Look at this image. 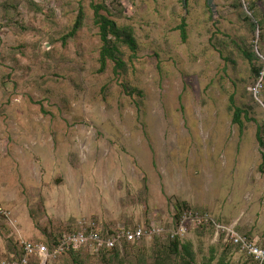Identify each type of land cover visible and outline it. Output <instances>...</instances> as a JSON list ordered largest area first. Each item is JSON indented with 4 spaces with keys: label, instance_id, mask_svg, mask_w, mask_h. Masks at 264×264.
Returning <instances> with one entry per match:
<instances>
[{
    "label": "rangeland",
    "instance_id": "obj_1",
    "mask_svg": "<svg viewBox=\"0 0 264 264\" xmlns=\"http://www.w3.org/2000/svg\"><path fill=\"white\" fill-rule=\"evenodd\" d=\"M99 1L0 0V206L10 213L0 216V249L10 239L43 242L38 226L49 219H94L112 229L162 230L129 247L134 263L151 262L160 244L177 239L179 249L190 245L195 264L222 256L255 264L215 225L241 229L264 247L255 139L264 128V0H104L138 44L131 63L123 49L127 68L117 75L112 63L98 73L90 4ZM79 7L82 27L63 45ZM249 19L261 26L251 30ZM233 41L258 53L259 77ZM231 95L251 107L254 119L241 129L232 123ZM178 201L191 208L182 217L208 222L177 224ZM80 256L84 264L102 260Z\"/></svg>",
    "mask_w": 264,
    "mask_h": 264
},
{
    "label": "trees",
    "instance_id": "obj_2",
    "mask_svg": "<svg viewBox=\"0 0 264 264\" xmlns=\"http://www.w3.org/2000/svg\"><path fill=\"white\" fill-rule=\"evenodd\" d=\"M238 1V0H237ZM239 2V1H238ZM240 3V2H239ZM241 4V3H240ZM241 6H243L241 4ZM90 8L93 12V23L98 29V36L101 43L100 51H99V69L98 73H104L107 69L108 63L113 64V73L117 75L119 73H124L127 68V63L124 60V50L128 51V61L131 63L136 57L138 53V44L133 35L132 30L126 26H119L118 23L113 19V12L109 9L105 4L104 0H100L97 3H91ZM83 23V10L79 7L76 19L69 29V31L61 37V42L64 45L68 39L73 38L81 29ZM261 26V23L254 21V19H249V27L251 30H255ZM180 31V37L182 41L186 40V25L185 20L182 19L180 25L177 27ZM238 52L249 62L251 65V73L253 76H260L262 66H256L255 62L259 60L258 53L253 52L252 50H247L245 47L238 45L234 42ZM264 79V74H263ZM124 91L129 95H136V98L141 99L142 93L136 88H131L128 85L122 86ZM229 109L232 111V123L237 125L238 128H243L245 123H250L253 121V117L249 116L251 111V107L249 106H237L234 101V96L231 95L229 99ZM264 105V104H263ZM256 140L262 149V163L259 165V171L264 175V128L257 126L256 131ZM147 189V188H144ZM191 208L182 201H178L175 205V214L174 218L177 224H181V218L183 211H189ZM189 213V212H186ZM191 213V212H190ZM93 221H95L93 219ZM98 225V229L101 234L104 236L105 234L112 233L111 225L106 223L95 221ZM212 222V221H211ZM73 219H70L67 222H61L56 225L52 219H49L47 223L38 226L41 229L42 236H44V243L49 249L52 248L53 245L57 244L62 236L66 234H70L72 232H77L80 230V226ZM207 222L203 221L200 225L203 226ZM219 225V224H218ZM62 227V228H61ZM235 232L243 237H246L248 240L250 239L248 234L241 230L237 229ZM32 242H39L32 240ZM10 245L6 247L5 250L0 249L3 256L10 260H16L20 257V251L18 249V241L16 242L10 239ZM136 243H129L123 241L122 249H125V256L122 258L120 249L118 247L113 248L112 250H107L102 248L99 255L102 257L100 264H166L168 259L172 260L173 264H195L194 254L190 249V245L186 244L180 247L179 249V241L176 239L173 242H168L162 245L158 251H156L153 255L152 261H146L143 259L141 262H131L128 260L127 250L130 246H133ZM232 245V243L230 242ZM234 245V244H233ZM235 246V245H234ZM238 247V246H236ZM239 248V247H238ZM264 248V247H263ZM87 253V249L82 248L76 251L69 252L63 256H67L70 261V264H84L81 260V254ZM61 256V257H63ZM60 257V258H61ZM58 258V259H60ZM57 259V260H58ZM177 259H180L179 263ZM81 261V262H80ZM211 258L207 260L205 264H210ZM28 264H40L39 260L35 257L31 258ZM218 264H228L225 260V257L222 256Z\"/></svg>",
    "mask_w": 264,
    "mask_h": 264
},
{
    "label": "built area",
    "instance_id": "obj_3",
    "mask_svg": "<svg viewBox=\"0 0 264 264\" xmlns=\"http://www.w3.org/2000/svg\"><path fill=\"white\" fill-rule=\"evenodd\" d=\"M243 1V0H240ZM264 176V175H263ZM10 215L4 208L0 206V216L8 218ZM181 220L191 219L200 225L203 221L208 222V216H198L197 214H184ZM80 230L62 236L59 242L49 249L42 242H32L27 239H18V249L20 257L16 260H10L3 256L0 251V264H28L30 259L35 257L40 264H49L56 261L61 256L82 248L87 249L92 255H99L102 248L112 250L115 247L122 248L123 241L129 243H139L145 239H151L158 235L162 230L154 228L152 224L149 226H136L132 229L118 227L112 230L111 234L102 235L98 229V225L93 220H82L79 223ZM215 227L226 234L232 244L238 246L240 250L245 251L255 262V264H264V248L252 243L246 237L238 235L234 229L215 225Z\"/></svg>",
    "mask_w": 264,
    "mask_h": 264
},
{
    "label": "crops",
    "instance_id": "obj_4",
    "mask_svg": "<svg viewBox=\"0 0 264 264\" xmlns=\"http://www.w3.org/2000/svg\"><path fill=\"white\" fill-rule=\"evenodd\" d=\"M256 131H257V128H256ZM255 139H256V132H255ZM257 141V140H256ZM258 143V142H257ZM258 146H259V144H258ZM259 149H260V158H261V154H262V149L260 148V146H259ZM262 163V158H261V161H260V164ZM259 164V165H260ZM259 165L257 166L258 168H259ZM258 172L260 173V171H259V169H258ZM41 237H43L42 235H41ZM38 239V238H37ZM1 245V244H0Z\"/></svg>",
    "mask_w": 264,
    "mask_h": 264
},
{
    "label": "water",
    "instance_id": "obj_5",
    "mask_svg": "<svg viewBox=\"0 0 264 264\" xmlns=\"http://www.w3.org/2000/svg\"><path fill=\"white\" fill-rule=\"evenodd\" d=\"M207 1V4L208 5H211L212 4V0H206ZM184 3H185V0H184Z\"/></svg>",
    "mask_w": 264,
    "mask_h": 264
}]
</instances>
